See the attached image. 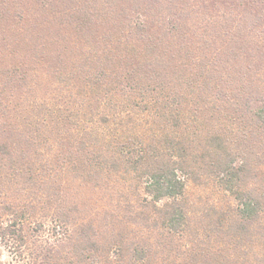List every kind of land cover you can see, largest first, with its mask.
I'll return each mask as SVG.
<instances>
[{"label":"trees","instance_id":"16d2710c","mask_svg":"<svg viewBox=\"0 0 264 264\" xmlns=\"http://www.w3.org/2000/svg\"><path fill=\"white\" fill-rule=\"evenodd\" d=\"M68 173L126 212L76 217ZM191 181L234 201L215 248ZM46 227L27 264H264V0H0V243Z\"/></svg>","mask_w":264,"mask_h":264},{"label":"rangeland","instance_id":"374dc122","mask_svg":"<svg viewBox=\"0 0 264 264\" xmlns=\"http://www.w3.org/2000/svg\"><path fill=\"white\" fill-rule=\"evenodd\" d=\"M167 15V16H166ZM161 16V14L153 15V18L164 21L169 18L168 14ZM53 45V44H52ZM51 45V46H52ZM54 47H58V44H54ZM67 48L61 50L63 53L68 54ZM59 49H54L52 55H54ZM55 58V55H54ZM129 176H127L128 178ZM63 183L68 186L67 188V201L69 206L78 205V210L73 212L76 217L81 219L96 218L97 221L101 218L105 211L111 213L119 212L125 213L123 205L126 203L127 198H123L124 194H127V188L121 173L114 174L112 177L104 178L99 186H94V181L85 184L82 179L75 177L73 173H68L63 177ZM187 196L190 198L189 210L192 220L190 239L198 240L204 243H209L212 247L217 246V241L209 240L206 233L217 234L212 229L215 227L212 223L208 222L206 216L207 212H210L212 207H218L219 211L230 210V205H233L234 201L223 189H218L215 185H203L196 182H189ZM105 209V210H104ZM113 209V211L111 210ZM98 212V213H96ZM96 213V214H95ZM96 216V217H95ZM216 216V215H214ZM51 223L47 224L49 227ZM44 230V236L41 233H37L31 236L29 239L30 249H27L26 254L22 259L17 256L12 248L6 244L0 243V264H27L31 259V254L37 252L39 246L44 240L54 241L55 234L52 236L50 231ZM74 227V226H71ZM199 228L200 234H197L195 229ZM63 231V230H61ZM51 234V235H50ZM44 237V238H43ZM224 241V240H223ZM203 243V244H204Z\"/></svg>","mask_w":264,"mask_h":264}]
</instances>
